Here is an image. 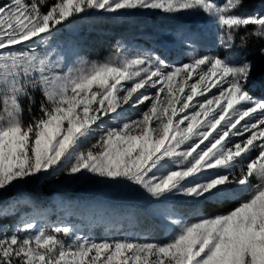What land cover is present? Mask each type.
<instances>
[{
	"label": "snow or ice",
	"instance_id": "snow-or-ice-1",
	"mask_svg": "<svg viewBox=\"0 0 264 264\" xmlns=\"http://www.w3.org/2000/svg\"><path fill=\"white\" fill-rule=\"evenodd\" d=\"M245 2L0 0V201L60 172L127 183L155 200L235 203L195 220L170 216L162 243L96 241L26 221L0 232V264H264V100L248 91L252 63L231 62L237 37L240 47L264 40V13L238 14ZM134 12H202L230 55L174 65L117 45L115 58L68 65L50 43L73 20ZM7 210L0 204V216Z\"/></svg>",
	"mask_w": 264,
	"mask_h": 264
},
{
	"label": "rangeland",
	"instance_id": "rangeland-1",
	"mask_svg": "<svg viewBox=\"0 0 264 264\" xmlns=\"http://www.w3.org/2000/svg\"><path fill=\"white\" fill-rule=\"evenodd\" d=\"M256 12L264 13V4L260 5ZM92 14L110 17L109 21L112 29L108 34L107 28L103 26V28L97 30H100V32H96L92 23L93 33H95L93 36L89 30L83 31L82 25L76 23L71 25L65 33L63 31L56 33L50 42L66 56L65 63L68 65L77 63L81 59L103 61L115 58L117 45L124 49L125 54L141 53L159 56L169 64L174 65L189 62L191 57L196 54H219L221 57L230 55L227 51L218 47L216 26L202 12L174 16L162 12H134L123 15ZM236 45L232 50V54L235 55L236 59L231 61L232 63H240L246 59L245 54L247 52L245 47L239 46V37H237ZM247 87L254 98L264 100V94L261 91L264 86H259L252 76ZM212 91L215 92L216 89H212ZM138 112V109L129 108L126 115L135 118ZM49 174L30 180L26 185L9 192L3 201H0V204L11 205L12 213H14L17 205L22 200L16 198L18 194L33 195L38 199L37 202L32 203L33 206L28 207L19 214L14 222L8 221L0 224V232L11 234L24 222L32 221L37 224L38 228L44 229H50L54 226H71L78 234L96 241L129 239L135 241L153 240L162 243L166 240L167 234L172 231V226L169 223L170 216L185 220L198 218V215L186 214L182 211V208L178 209V206L175 207L176 210H173V207L169 205L164 206L157 215L160 219L158 224L151 226H142L137 222L136 217H133L135 221L126 219L125 226L113 225L112 218L109 217L111 221H108L104 216V212L88 213L81 216L79 219L81 222L66 220L65 217L69 213H60V209L68 201L60 196V192L73 189L78 191V185L73 177L65 173L57 172L51 176ZM132 188L133 191H140L136 197L139 201L148 200L149 196L145 192L127 183H115L106 189H110L109 191L119 196L121 193L132 190ZM170 198L173 200L178 199L177 197ZM182 199L190 202L185 198ZM114 214L115 212H111V216ZM60 215L61 218H59ZM123 216L121 218H124Z\"/></svg>",
	"mask_w": 264,
	"mask_h": 264
},
{
	"label": "trees",
	"instance_id": "trees-1",
	"mask_svg": "<svg viewBox=\"0 0 264 264\" xmlns=\"http://www.w3.org/2000/svg\"><path fill=\"white\" fill-rule=\"evenodd\" d=\"M216 2L219 3L221 0H216ZM262 4H264V0H246L243 7L239 11V14H253ZM109 18L110 17L107 18L101 15L97 16L90 14L83 19L73 20L72 23L66 25L62 31L65 33L71 25L78 23L82 25L83 31L89 30L93 35L95 34L92 29L93 23V28L96 32H100V30L97 31L99 28L106 27L108 34L112 29V27H110L111 22L109 21ZM262 47H264V40H250L245 47L248 56L247 54H245V56L246 59L253 65V80L264 86V53H261L260 51ZM261 91L264 94V89ZM36 99L38 102L40 99L39 93L36 94ZM28 119V114L25 112V120ZM51 175L54 174L50 173L49 176ZM73 180L78 185V191L77 189H73L60 192V196L68 201V203L61 207L60 213H69L66 215L65 219L73 222H81L79 220L81 216L87 215L88 213L104 212V216L108 221L110 220L109 217L112 218L113 225L116 224L125 226L126 219L134 220L133 217H136L137 222L142 224V226H151L157 225L160 221L157 215H159V212L164 206L171 205L173 210H176L175 207L178 206L177 208H182V211L186 214L189 213L191 215L198 216H211L226 212L235 206L234 202H228L222 205L208 203H200L197 205L195 202H188L182 198L174 200L172 198L155 200L149 197L146 201H139L136 197L140 191H133V188L132 190H128L126 193H121L119 196L115 195L112 191H109L110 189L107 190V187L109 188L115 184L109 180H103L89 174L73 177ZM16 198H21L22 200L17 205L15 212L12 213V207H10L11 205H8L7 213L0 216V224L8 221L14 222L18 218L19 214L24 212L28 207L33 206L32 203L37 202L38 200L33 195L28 196L26 194H18ZM111 212H115V214L111 216ZM122 215H124V218H121ZM61 217L62 216L60 215L59 218ZM109 228L114 230L111 227ZM95 229L97 230V228Z\"/></svg>",
	"mask_w": 264,
	"mask_h": 264
}]
</instances>
